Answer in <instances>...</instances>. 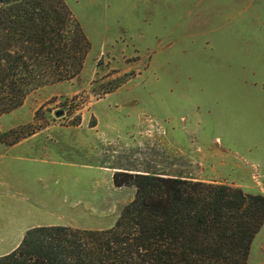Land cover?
Wrapping results in <instances>:
<instances>
[{
  "label": "rangeland",
  "instance_id": "obj_1",
  "mask_svg": "<svg viewBox=\"0 0 264 264\" xmlns=\"http://www.w3.org/2000/svg\"><path fill=\"white\" fill-rule=\"evenodd\" d=\"M63 1L90 47L76 76L0 115V172L22 182L3 189L0 217L35 195L54 202L53 224L109 228L135 193L113 185L118 167L264 195V0ZM246 264H264V222Z\"/></svg>",
  "mask_w": 264,
  "mask_h": 264
},
{
  "label": "trees",
  "instance_id": "obj_2",
  "mask_svg": "<svg viewBox=\"0 0 264 264\" xmlns=\"http://www.w3.org/2000/svg\"><path fill=\"white\" fill-rule=\"evenodd\" d=\"M89 47L63 0H0V115L33 89L76 76ZM130 168L112 175L114 186L135 193L111 227L35 226L0 264L247 263L264 222L263 194Z\"/></svg>",
  "mask_w": 264,
  "mask_h": 264
},
{
  "label": "crops",
  "instance_id": "obj_3",
  "mask_svg": "<svg viewBox=\"0 0 264 264\" xmlns=\"http://www.w3.org/2000/svg\"><path fill=\"white\" fill-rule=\"evenodd\" d=\"M26 144H27V141L21 140V141L15 142L13 145H10L8 149L4 151L15 149L21 145L26 146ZM32 154H33V151H32ZM13 156L24 157V155L22 156L13 155ZM5 169H8V168H5ZM33 169L34 167H30V173H33V176L35 178L38 179L40 177L46 176L45 174H41V175L36 174L35 176L34 172H37L38 169H36V171H34ZM130 169H132L131 171L133 172H144L145 170H147L146 168H136V167H131ZM8 170L0 172V194L5 191L3 189H7L10 187L14 188L15 186L14 182L18 183V185L22 183L20 181V178L16 179V177H14L15 176L14 173ZM42 170H44L43 167H42ZM50 174L52 177L53 176L52 173ZM164 176H173V175H164ZM195 179H198V178H195ZM199 180L206 181L204 179H199ZM28 190H29V194L31 195L30 193L31 188H28ZM8 192L9 191L7 190L6 193ZM76 195L77 197L75 196L76 197L75 199L69 200L67 195L64 194L63 198L60 201V204L57 205V211L66 210V207L78 208V206L81 204L80 198L78 196L80 195V193H77ZM31 196L27 195L24 197V199H18V202L24 207L25 213L22 212V214H20V216L17 217L15 214V209H10L6 212V214L3 217L2 216L0 217V256L16 248V246L22 240V237L25 233L24 231H26L27 229L35 227V226H40V225H57V224H53L55 222H52V219L54 217V210H55L54 202L53 203L51 202V207H50L48 203H43V201L41 202L38 201L35 195L34 196L31 195ZM51 201H52V197H51ZM55 217L59 219V218H63V215H57ZM3 223H27V224L23 226L22 230L14 232L13 230H9V227H4Z\"/></svg>",
  "mask_w": 264,
  "mask_h": 264
},
{
  "label": "water",
  "instance_id": "obj_4",
  "mask_svg": "<svg viewBox=\"0 0 264 264\" xmlns=\"http://www.w3.org/2000/svg\"><path fill=\"white\" fill-rule=\"evenodd\" d=\"M62 113H63V111L60 110V111H57V112H56V115L59 116V115H61Z\"/></svg>",
  "mask_w": 264,
  "mask_h": 264
}]
</instances>
